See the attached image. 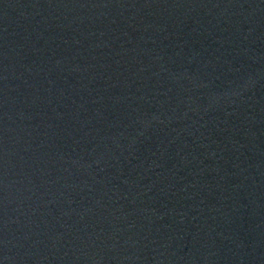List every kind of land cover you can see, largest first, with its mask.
Instances as JSON below:
<instances>
[{"label":"water","instance_id":"water-1","mask_svg":"<svg viewBox=\"0 0 264 264\" xmlns=\"http://www.w3.org/2000/svg\"><path fill=\"white\" fill-rule=\"evenodd\" d=\"M141 264H264V0H93Z\"/></svg>","mask_w":264,"mask_h":264}]
</instances>
